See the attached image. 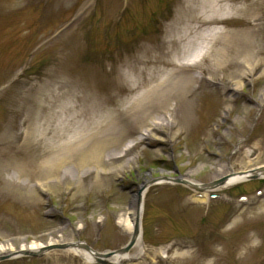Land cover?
I'll return each mask as SVG.
<instances>
[{"label":"rangeland","instance_id":"374dc122","mask_svg":"<svg viewBox=\"0 0 264 264\" xmlns=\"http://www.w3.org/2000/svg\"><path fill=\"white\" fill-rule=\"evenodd\" d=\"M179 2L0 0V244L8 241L16 252L31 242H81L110 255L130 239L117 220L139 189L154 179L176 178V183H153L146 189L141 227L147 256L139 264H264V178L205 192L182 180L191 174L205 186L229 173L264 166V14L253 33L261 54L227 59L225 81L219 80L221 72L211 79L207 61L180 72L192 71L200 79L188 103L178 97L170 101L176 109L166 115L174 121L168 132L181 129L173 141L142 140L127 154L113 145L104 169L81 166L73 158L60 172L48 173L27 162L36 154L55 157L72 136L65 133L61 139L62 112L48 125L52 77L64 74L68 86L86 80L102 94H115L124 63L141 44L160 42ZM245 18L226 17V28L245 29ZM248 70L252 73L246 76ZM76 96L80 94L70 87L60 104L72 108L78 105ZM85 109L99 125L94 139L120 136L124 144L142 139L147 115H124L108 129L98 109ZM47 126L51 133L37 146L38 134ZM27 128L34 136L23 145ZM20 166L23 176L17 177ZM201 194L205 201L197 202ZM0 264L85 263L69 250H54Z\"/></svg>","mask_w":264,"mask_h":264},{"label":"bare ground","instance_id":"6f19581e","mask_svg":"<svg viewBox=\"0 0 264 264\" xmlns=\"http://www.w3.org/2000/svg\"><path fill=\"white\" fill-rule=\"evenodd\" d=\"M237 14L246 17L243 19L246 28L227 29L226 17ZM262 14H264V0H180L170 19L169 29L160 42L157 45L150 41L141 44L131 57L130 62L124 63L123 66L126 69L120 72L121 82L113 89L115 94H102L93 83L86 80L80 82L75 79V81H71V86H68L64 78L61 77L64 74L54 75L52 83L55 88L51 93L48 125L52 124L62 112L59 128V131L62 132L61 139L65 137V133L70 132L72 136L63 141V149L61 148L62 151L55 157H41L40 154H36L33 160L27 162L46 169L48 173L60 172L73 158L81 166L93 164L104 169L106 167L104 157L113 145H119L121 151L127 154L134 150L142 140L173 141L179 136L181 129L169 133L171 128L174 129V121L166 115L176 109L170 104V101L178 97L181 101L188 103L196 90L194 85L200 79V76L195 75L192 71L184 74L180 72L183 68L193 69L207 61L205 69L211 73V79H215L216 74L221 72L222 76L219 77V80L225 81L227 59L239 56L250 59L261 54L262 50L253 33L255 32L254 28L261 26ZM218 26H223V28H218ZM180 60L184 62H180ZM199 73L201 75L203 71ZM251 73L252 70H248L246 76ZM124 83L126 85H123ZM127 85L129 87L128 94H126ZM70 87L76 91L77 95L80 94V96H76L78 105L72 108L60 104V100L69 94ZM87 105L98 109L99 117L102 122H105L104 125L106 124L108 129L114 127L113 125L120 124L124 115H147L148 118L141 133L142 139L135 138L132 142L125 144V138L120 136L117 138L100 136L94 139L95 131L98 132L99 125L91 121L89 111L85 109ZM157 107H160L159 113L153 114L152 110ZM72 124H74L73 128ZM100 124L103 125V123ZM48 128L47 126L41 134H38L37 146L43 145L46 136L51 133L48 132ZM59 133L56 131L54 136H58ZM33 136L34 134L28 128L23 131L21 135L24 139L23 145L29 144L28 140ZM120 157L122 156L116 158ZM135 160L136 158H134ZM6 167L1 166V170ZM23 168L20 166V169H17V177L23 176ZM219 171L226 174V168H221ZM182 180L199 192H205L202 191V186L196 183L191 174L183 176ZM165 181L168 180H158L156 183L164 184ZM242 181L241 176L229 173L227 181L219 188L225 189ZM145 193L146 191L142 193V198ZM204 194H201L203 199H199L197 202L205 201L206 195ZM137 198L138 194L136 193L127 212L121 214L117 220V224L123 232L130 237L134 231ZM142 215L143 207L140 210V216L142 217ZM59 242L61 241L51 240L45 245L49 246ZM43 246L44 244L40 242H31L29 245L22 244L19 250L36 251ZM69 251L73 256L82 259L85 264H95L92 249L86 251L73 248ZM159 252L163 251L159 250ZM12 253L15 251L10 242L6 241V243L0 244V256ZM145 256H147V252L143 243L141 227L139 237L127 253L114 252L108 254L105 260L112 264H139Z\"/></svg>","mask_w":264,"mask_h":264},{"label":"water","instance_id":"95a60500","mask_svg":"<svg viewBox=\"0 0 264 264\" xmlns=\"http://www.w3.org/2000/svg\"><path fill=\"white\" fill-rule=\"evenodd\" d=\"M238 176L242 177L243 181H249V180H256L259 178H264V166L257 167L254 169H251L246 172H238L236 173ZM228 177H223L221 179H218L214 182H211L205 186H202V191H205L206 189H214L221 187L226 181ZM173 182H177L176 179H170ZM156 181V179L148 184L143 185L139 191L137 192L138 198H137V213L135 216V223H134V231L132 236L130 237L128 243L122 247L121 249L115 251L120 254L127 253L131 247L134 245L135 241L139 237L141 233V216H140V210L142 207V193ZM212 198H215V196H212ZM73 248H79L83 249L86 251H90V248L85 244V243H65V244H53V245H44L41 249L36 250V251H31V250H19L16 251L15 253L12 254H7L0 256V262L5 261L14 257H29V258H40L44 254L54 251V250H70ZM95 256V261H97L100 264H106L101 258H105L107 255H101L96 252H93Z\"/></svg>","mask_w":264,"mask_h":264}]
</instances>
